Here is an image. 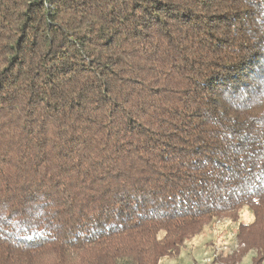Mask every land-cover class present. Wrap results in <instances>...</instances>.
<instances>
[{
    "label": "trees",
    "instance_id": "trees-1",
    "mask_svg": "<svg viewBox=\"0 0 264 264\" xmlns=\"http://www.w3.org/2000/svg\"><path fill=\"white\" fill-rule=\"evenodd\" d=\"M264 264V0H0V264H159L220 219Z\"/></svg>",
    "mask_w": 264,
    "mask_h": 264
},
{
    "label": "rangeland",
    "instance_id": "rangeland-1",
    "mask_svg": "<svg viewBox=\"0 0 264 264\" xmlns=\"http://www.w3.org/2000/svg\"><path fill=\"white\" fill-rule=\"evenodd\" d=\"M240 220L233 223L228 219H220L204 227L202 232L187 240L182 252L178 256L162 258L159 264H222L214 263L213 257L217 254V247H227L221 254L223 258L233 255L238 250L237 227L240 223L250 225L255 221V215L248 207L239 212ZM256 252L252 251L239 264H253ZM213 262V263H212Z\"/></svg>",
    "mask_w": 264,
    "mask_h": 264
},
{
    "label": "built area",
    "instance_id": "built-area-1",
    "mask_svg": "<svg viewBox=\"0 0 264 264\" xmlns=\"http://www.w3.org/2000/svg\"><path fill=\"white\" fill-rule=\"evenodd\" d=\"M238 240V239H237ZM239 242V241H238ZM238 250H235V252L234 253H232L233 255L235 254V253H239L240 252V250H241V248H242V245L240 244V242L238 243ZM217 249V254H215L214 255V257H213V261H216L217 259H219V257H221L222 255L221 254H224L227 250H228V248L227 247H223V248H216ZM221 258H223V257H221ZM213 263V262H212Z\"/></svg>",
    "mask_w": 264,
    "mask_h": 264
},
{
    "label": "crops",
    "instance_id": "crops-1",
    "mask_svg": "<svg viewBox=\"0 0 264 264\" xmlns=\"http://www.w3.org/2000/svg\"><path fill=\"white\" fill-rule=\"evenodd\" d=\"M252 224V223H251Z\"/></svg>",
    "mask_w": 264,
    "mask_h": 264
}]
</instances>
